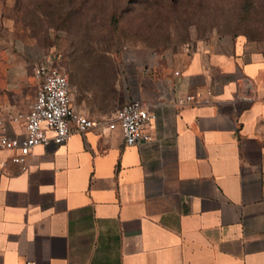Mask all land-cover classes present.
<instances>
[{
	"label": "crops",
	"instance_id": "crops-1",
	"mask_svg": "<svg viewBox=\"0 0 264 264\" xmlns=\"http://www.w3.org/2000/svg\"><path fill=\"white\" fill-rule=\"evenodd\" d=\"M124 86L149 140L96 126L24 170L0 150V264H264V38L212 36Z\"/></svg>",
	"mask_w": 264,
	"mask_h": 264
},
{
	"label": "rangeland",
	"instance_id": "rangeland-1",
	"mask_svg": "<svg viewBox=\"0 0 264 264\" xmlns=\"http://www.w3.org/2000/svg\"><path fill=\"white\" fill-rule=\"evenodd\" d=\"M235 34L264 38V0H0V124L21 128L44 53L61 55L72 102L99 119L136 67Z\"/></svg>",
	"mask_w": 264,
	"mask_h": 264
},
{
	"label": "built area",
	"instance_id": "built-area-1",
	"mask_svg": "<svg viewBox=\"0 0 264 264\" xmlns=\"http://www.w3.org/2000/svg\"><path fill=\"white\" fill-rule=\"evenodd\" d=\"M60 58L56 52L44 53L33 63L34 94L26 111L18 115L22 133L9 137L0 124V150L10 152L8 162L24 170L26 158L35 145H61L72 133H84L96 126L118 130L125 146L150 139L145 128L154 114L151 104L141 99L124 101L108 117L101 119H90L73 110L69 104V82L58 69ZM191 102L193 96L188 94L174 101L176 105Z\"/></svg>",
	"mask_w": 264,
	"mask_h": 264
}]
</instances>
